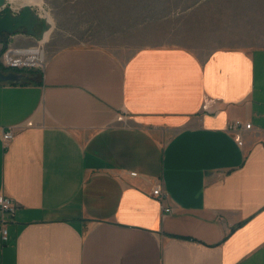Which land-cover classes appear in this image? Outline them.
<instances>
[{
  "label": "crops",
  "instance_id": "1",
  "mask_svg": "<svg viewBox=\"0 0 264 264\" xmlns=\"http://www.w3.org/2000/svg\"><path fill=\"white\" fill-rule=\"evenodd\" d=\"M214 11L239 45H70L0 83V264H264V0Z\"/></svg>",
  "mask_w": 264,
  "mask_h": 264
},
{
  "label": "rangeland",
  "instance_id": "2",
  "mask_svg": "<svg viewBox=\"0 0 264 264\" xmlns=\"http://www.w3.org/2000/svg\"><path fill=\"white\" fill-rule=\"evenodd\" d=\"M6 2L18 13L26 0ZM32 9L41 19H46L44 12L51 19L52 29L41 44L45 61L70 45L97 44L123 57L171 40L200 56L240 44L233 41L234 29L226 26V11H214V0H43L41 7ZM5 49L0 48V70Z\"/></svg>",
  "mask_w": 264,
  "mask_h": 264
},
{
  "label": "built area",
  "instance_id": "3",
  "mask_svg": "<svg viewBox=\"0 0 264 264\" xmlns=\"http://www.w3.org/2000/svg\"><path fill=\"white\" fill-rule=\"evenodd\" d=\"M42 42H37L36 46L29 47H15L7 45L1 58V65L3 69L11 71L20 70H41L44 66V54L41 49ZM240 128L250 129V124L242 125L239 121H235L230 124L229 130L236 131ZM14 136V130L8 129L2 132L3 144L9 142ZM237 142L240 141L238 135L235 136ZM136 175V173H131ZM153 196L159 200H163L164 193L162 186L159 184L152 192ZM16 212V204L9 198L0 197V235L2 242L7 241V230L5 229V220L14 216Z\"/></svg>",
  "mask_w": 264,
  "mask_h": 264
},
{
  "label": "water",
  "instance_id": "4",
  "mask_svg": "<svg viewBox=\"0 0 264 264\" xmlns=\"http://www.w3.org/2000/svg\"><path fill=\"white\" fill-rule=\"evenodd\" d=\"M38 29V30H37ZM51 26L29 6H23L18 13H13L7 5L6 0H0V38L6 35H13L19 30L26 35L34 37L37 41H42ZM23 80V75L16 72L0 71V83L19 82Z\"/></svg>",
  "mask_w": 264,
  "mask_h": 264
},
{
  "label": "bare ground",
  "instance_id": "5",
  "mask_svg": "<svg viewBox=\"0 0 264 264\" xmlns=\"http://www.w3.org/2000/svg\"><path fill=\"white\" fill-rule=\"evenodd\" d=\"M42 1L43 0H26V3L23 5V6H29V7H31L32 8V6H40L41 7V5H42ZM44 16H45V20H46V22L51 26V29H52V24L50 23L51 22V19H50V17L48 16V13L47 12H44ZM50 29V30H51ZM50 30L49 31H47L46 33H45V35H44V39L42 40V41H40V42H44L46 39H47V36H48V34H49V32H50Z\"/></svg>",
  "mask_w": 264,
  "mask_h": 264
}]
</instances>
